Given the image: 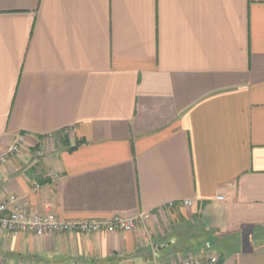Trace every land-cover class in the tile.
<instances>
[{
    "label": "crops",
    "instance_id": "1",
    "mask_svg": "<svg viewBox=\"0 0 264 264\" xmlns=\"http://www.w3.org/2000/svg\"><path fill=\"white\" fill-rule=\"evenodd\" d=\"M19 136L0 201L151 218L0 231V264H264V0H0V155Z\"/></svg>",
    "mask_w": 264,
    "mask_h": 264
},
{
    "label": "built area",
    "instance_id": "2",
    "mask_svg": "<svg viewBox=\"0 0 264 264\" xmlns=\"http://www.w3.org/2000/svg\"><path fill=\"white\" fill-rule=\"evenodd\" d=\"M25 146V137H17L8 150L0 155V169L6 166L12 158L20 155ZM181 205L188 207L193 204L190 201H185ZM168 206L169 208L173 207V203H170ZM150 218V213L143 212L134 218L114 216L108 221L68 222L53 213L45 215L35 213L28 201L21 200L15 195H11L0 201V231H5L12 235L32 234L37 238L64 233L97 235L104 232L109 234L133 232L139 225L150 220ZM217 263V258L203 256L200 259H191L182 264Z\"/></svg>",
    "mask_w": 264,
    "mask_h": 264
}]
</instances>
